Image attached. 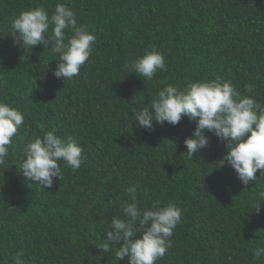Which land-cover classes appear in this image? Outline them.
I'll return each mask as SVG.
<instances>
[{
    "label": "trees",
    "instance_id": "trees-1",
    "mask_svg": "<svg viewBox=\"0 0 264 264\" xmlns=\"http://www.w3.org/2000/svg\"><path fill=\"white\" fill-rule=\"evenodd\" d=\"M57 3L97 37L69 81L54 76L57 62L43 45L25 52L13 43L20 12L43 6L51 15ZM153 49L164 53L167 70L151 81L129 74L126 65ZM205 79L231 81L264 104V0H0V100L25 113L0 166V264L20 250L29 264H128L96 244L134 184L141 208L159 201L182 209L172 247L156 264H264L253 258L264 246V205L253 208L264 192L261 170L245 185L231 166L220 167L227 149L210 132L209 145L189 158L184 140L196 124L187 117L175 126L154 122L153 130L134 122L167 85ZM42 129L84 149L80 169L61 162L63 178L51 188L19 170Z\"/></svg>",
    "mask_w": 264,
    "mask_h": 264
},
{
    "label": "clouds",
    "instance_id": "clouds-1",
    "mask_svg": "<svg viewBox=\"0 0 264 264\" xmlns=\"http://www.w3.org/2000/svg\"><path fill=\"white\" fill-rule=\"evenodd\" d=\"M11 26L17 37L13 42L15 47L26 52L43 45L57 62L54 76L67 81L79 76L97 39L94 33L78 25L74 11L63 3H57L51 15L43 6L22 11ZM167 67L164 53L155 49L126 65L129 74L134 73L143 81L153 80ZM253 87L246 85L245 90L252 93ZM184 117L196 124L192 137L184 140L189 158L209 145L206 132H210L225 142L227 152L220 167L231 166L245 185L258 180V170H261L260 176L264 175V104L253 96L242 95L228 80H198L187 88L169 84L154 96L149 106L134 114V122L140 128L153 130L154 122L175 126ZM24 122L25 113L21 109L0 100V166L6 165L13 138ZM42 131L43 136L26 144L19 170L34 184L51 188L54 177L63 178L61 162L64 167L80 169L84 149L73 137L65 139L53 130ZM168 141L176 149L177 141ZM139 187L129 186L130 201L123 206L121 216H113L105 230L106 238L96 246L102 255L114 252L117 261L156 264L172 247L170 238L182 223V209L175 202L161 206L159 201L151 208H141L136 199ZM262 205L264 192L259 193L253 208L260 211ZM138 233H142V238L131 239ZM122 241V246L118 247ZM24 255L23 250L15 253L12 264H29ZM262 257L264 246H259L253 250V258L259 261Z\"/></svg>",
    "mask_w": 264,
    "mask_h": 264
}]
</instances>
